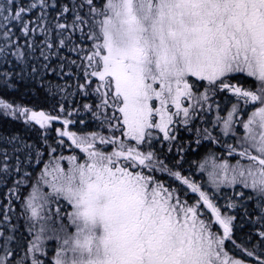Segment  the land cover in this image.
Here are the masks:
<instances>
[{
  "label": "snow or ice",
  "instance_id": "6c2138e0",
  "mask_svg": "<svg viewBox=\"0 0 264 264\" xmlns=\"http://www.w3.org/2000/svg\"><path fill=\"white\" fill-rule=\"evenodd\" d=\"M0 67V264H264V0H0Z\"/></svg>",
  "mask_w": 264,
  "mask_h": 264
},
{
  "label": "rangeland",
  "instance_id": "374dc122",
  "mask_svg": "<svg viewBox=\"0 0 264 264\" xmlns=\"http://www.w3.org/2000/svg\"><path fill=\"white\" fill-rule=\"evenodd\" d=\"M250 81V80H249ZM251 82V81H250ZM230 103L226 104L225 102H221V107L222 109L224 108H230ZM215 115H216V112L213 111L211 114H210V118L211 119H214L215 118ZM220 115L222 116H225L226 115V111H221L220 112ZM202 127H209V129L212 131V135L213 136H216L219 138V143H212L211 141L207 140V139H204L201 141V143L203 145H205V147L203 148H200L202 151V153L200 154H203L205 155L209 149H211V151L215 152L218 156L223 154L224 157L228 158L230 160L231 163H235V158H232V157H227V151H226V145L227 144H230V143H234L235 141L233 139H231L230 137H224L222 134H221V125H217V127L215 128V130H212L211 129V125L210 124H204V125H201ZM236 133H237V137H239L240 135L243 134V129L242 128H239L237 127L236 128ZM184 137H185V140H188V139H195V135L194 133H184ZM192 147H196L194 144L192 145ZM199 155V154H198ZM203 156H195L194 158L193 157H190L192 161H196V160H200L202 159ZM238 158V157H237ZM185 167V166H184ZM188 167V165H187ZM193 167H195L193 165ZM196 178L198 180L200 179H204L206 180L207 179V176L206 174H204L203 176L200 174V172L197 170L196 171ZM246 231V230H245ZM240 234V233H239ZM241 238L243 237V234L241 233L240 234ZM237 243H240V240H237ZM230 247L228 245V243L226 242V248ZM231 255H234L235 253H232L230 252Z\"/></svg>",
  "mask_w": 264,
  "mask_h": 264
},
{
  "label": "trees",
  "instance_id": "16d2710c",
  "mask_svg": "<svg viewBox=\"0 0 264 264\" xmlns=\"http://www.w3.org/2000/svg\"><path fill=\"white\" fill-rule=\"evenodd\" d=\"M0 70H3V68L2 67H0ZM25 90V86L24 85H22L21 86V92H23ZM84 118H87V117H84ZM90 123H92V122H90ZM0 124H2V122H0ZM9 127H11V126H9ZM34 135V134H33ZM194 152V151H193ZM199 151H196L195 153H198ZM59 154V153H58ZM64 155H66V151L63 153ZM195 156H197V154H193V155H191V157H195ZM186 168H187V164H185L184 165ZM40 167H42V165L40 166ZM11 185L9 184V185H4V184H0V200H3V199H6V194H7V187H10ZM241 234V233H240ZM240 234L239 233H237V235L238 236H240Z\"/></svg>",
  "mask_w": 264,
  "mask_h": 264
},
{
  "label": "flooded vegetation",
  "instance_id": "af4514ba",
  "mask_svg": "<svg viewBox=\"0 0 264 264\" xmlns=\"http://www.w3.org/2000/svg\"><path fill=\"white\" fill-rule=\"evenodd\" d=\"M247 82L250 83V81H247ZM217 99L221 100V102L223 101L220 97H217ZM223 102H224V101H223ZM231 102L234 103L235 100H232ZM85 119H87V118H85ZM55 127H60V125L57 124ZM87 130H94V124H93V127L89 128V129H87ZM192 149H193L194 152L199 151V152H198L199 155L197 154V156H199V157H200V156H204L203 154H200V153H202L203 150H201V149H197L196 147H192ZM185 168H186V167H185Z\"/></svg>",
  "mask_w": 264,
  "mask_h": 264
}]
</instances>
